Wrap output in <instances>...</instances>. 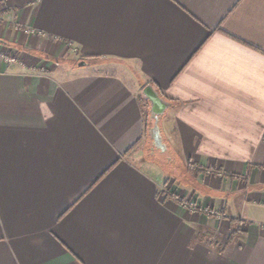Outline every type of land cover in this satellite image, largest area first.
Here are the masks:
<instances>
[{
	"label": "crops",
	"instance_id": "crops-1",
	"mask_svg": "<svg viewBox=\"0 0 264 264\" xmlns=\"http://www.w3.org/2000/svg\"><path fill=\"white\" fill-rule=\"evenodd\" d=\"M2 11L0 264H264V0ZM148 86L171 103L160 147ZM159 163L208 169L212 191L170 185ZM191 199L224 215L218 240ZM226 217L243 221L227 246Z\"/></svg>",
	"mask_w": 264,
	"mask_h": 264
},
{
	"label": "rangeland",
	"instance_id": "rangeland-1",
	"mask_svg": "<svg viewBox=\"0 0 264 264\" xmlns=\"http://www.w3.org/2000/svg\"><path fill=\"white\" fill-rule=\"evenodd\" d=\"M4 16H5V13L3 11L0 12V25L3 22L2 18ZM5 52L6 53H4V55L9 57V58L15 57L14 53L12 51L10 52V50L6 49ZM46 58H48L47 60H49L50 56H46ZM67 59L68 58H65L63 60V62H70ZM77 63H78L77 61H73V64L75 66L77 65ZM160 159L163 160L164 157H161ZM158 165L163 169V171H164L163 173L168 178L167 183H169L170 185L178 186L179 188L184 189V191H189V193L193 192L194 195H196V194L198 195L199 192H201V193L207 192L208 189H210V191H212L211 187L209 185V181H208V177L210 174V173H208L209 172L208 169H199L190 163H172L170 165L168 163H159ZM234 185H235V183H234ZM224 186H225V183H224V185H221V187H223V188L219 187L221 190H220V193L218 192V194L221 197H216V196L214 197L213 196L214 199H218L219 201L227 199V197H228L227 192L231 191V189L229 191L225 192ZM226 186H228V185H226ZM194 197H191V198L194 199ZM192 199L184 202V204L187 207V208H185L186 211H188L190 213L202 214V215L206 216L208 220L211 219L212 215L217 214L218 215L217 219L219 221L216 220L214 222L215 226H217V225L220 226L222 224V221L225 218L224 215L219 214V212L217 210H214L209 206L206 207L203 204L202 205L198 204L196 201L193 202ZM226 218L231 223V225H233L231 228V233H229L227 240H226V242L228 243L229 237L231 236V234L234 231L240 230L242 233V225L243 224L239 222V221H241L240 219H236V218H232V217H226ZM234 220H235V222H232ZM218 226H217L215 232H213V234L209 233V236L213 241L219 239V237H217L219 235V227ZM220 228H222V226H220ZM239 235L240 234H238V236ZM238 236H236V238ZM236 238H235V240H236ZM227 243H226V246L228 245ZM219 246H220V248H222V246H224V245H219Z\"/></svg>",
	"mask_w": 264,
	"mask_h": 264
},
{
	"label": "water",
	"instance_id": "water-1",
	"mask_svg": "<svg viewBox=\"0 0 264 264\" xmlns=\"http://www.w3.org/2000/svg\"><path fill=\"white\" fill-rule=\"evenodd\" d=\"M5 0H0V3ZM2 40H0V43ZM145 100L150 103V117L153 121V128L150 130L151 138L154 145L160 147L161 145V128L160 123L166 110L171 106V103L167 102L161 95L154 89L153 86L145 88L144 92Z\"/></svg>",
	"mask_w": 264,
	"mask_h": 264
},
{
	"label": "trees",
	"instance_id": "trees-1",
	"mask_svg": "<svg viewBox=\"0 0 264 264\" xmlns=\"http://www.w3.org/2000/svg\"><path fill=\"white\" fill-rule=\"evenodd\" d=\"M5 13V12H4ZM144 103L146 104L147 102L146 101H144ZM148 104V103H147ZM232 222H235V220L234 221H232ZM240 223H243L242 221H239ZM241 233V231L240 230H236V231H234L232 234H231V236L229 237V241H228V245L229 244H231L234 240H235V238H236V236H238V234H240Z\"/></svg>",
	"mask_w": 264,
	"mask_h": 264
},
{
	"label": "built area",
	"instance_id": "built-area-1",
	"mask_svg": "<svg viewBox=\"0 0 264 264\" xmlns=\"http://www.w3.org/2000/svg\"><path fill=\"white\" fill-rule=\"evenodd\" d=\"M28 32H29L30 34H34V33H35V31H32V30H31V31H28ZM3 58H4L5 61H11V58H9V57H7V56H5V55L3 56ZM184 208H187L186 205H184Z\"/></svg>",
	"mask_w": 264,
	"mask_h": 264
}]
</instances>
